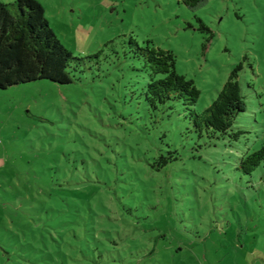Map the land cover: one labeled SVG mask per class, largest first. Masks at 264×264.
<instances>
[{"label":"rangeland","instance_id":"374dc122","mask_svg":"<svg viewBox=\"0 0 264 264\" xmlns=\"http://www.w3.org/2000/svg\"><path fill=\"white\" fill-rule=\"evenodd\" d=\"M37 1L77 60L68 85L0 89V264H264V162L240 169L264 143V0ZM131 37L176 54L199 113L242 65L245 134L149 106Z\"/></svg>","mask_w":264,"mask_h":264},{"label":"trees","instance_id":"16d2710c","mask_svg":"<svg viewBox=\"0 0 264 264\" xmlns=\"http://www.w3.org/2000/svg\"><path fill=\"white\" fill-rule=\"evenodd\" d=\"M183 1L196 8L206 0ZM201 25L209 30L203 23ZM129 44L150 77L144 91L149 106L157 109L169 102L181 103L186 118L200 137L204 134L209 137L231 136L237 141L245 134L243 130L232 133L238 117L247 111L246 98L239 82L242 65L231 72L212 105L199 113L195 106L200 91L193 80L177 72V56L173 51L150 45L141 47L132 37ZM74 60L77 59L51 28L39 1L17 0L10 4L0 1L1 90L41 80L68 85L72 80L67 71ZM263 162L264 143L257 151L242 157L240 169L251 175Z\"/></svg>","mask_w":264,"mask_h":264}]
</instances>
